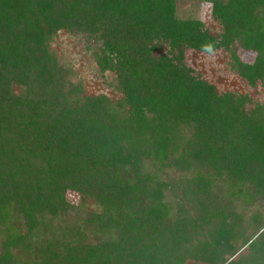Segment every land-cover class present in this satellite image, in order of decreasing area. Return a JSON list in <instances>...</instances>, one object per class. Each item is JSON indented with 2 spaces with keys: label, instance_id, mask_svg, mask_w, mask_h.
<instances>
[{
  "label": "trees",
  "instance_id": "trees-1",
  "mask_svg": "<svg viewBox=\"0 0 264 264\" xmlns=\"http://www.w3.org/2000/svg\"><path fill=\"white\" fill-rule=\"evenodd\" d=\"M204 1L0 0V264H264V0Z\"/></svg>",
  "mask_w": 264,
  "mask_h": 264
},
{
  "label": "rangeland",
  "instance_id": "rangeland-1",
  "mask_svg": "<svg viewBox=\"0 0 264 264\" xmlns=\"http://www.w3.org/2000/svg\"><path fill=\"white\" fill-rule=\"evenodd\" d=\"M177 13L180 17H189L197 16L206 22H210L209 13H210V4L204 0H178ZM55 47L62 53L63 56H66L68 60H71L75 63L79 75L89 83V87H92L96 78V70L92 62L91 57L83 50L79 41L70 36H59L55 41ZM243 61H252L255 57V53L252 51L237 49ZM192 61L198 64V69L202 72L203 75H212L217 74L219 78L217 81L220 82V85L224 88L236 84V76L233 73H230L228 67L225 65L227 61L226 51L219 49L218 51L206 55V54H197L191 53L190 55ZM226 58V59H225ZM233 82L234 84L231 85ZM259 86L251 89L252 94L258 95ZM264 99V98H262Z\"/></svg>",
  "mask_w": 264,
  "mask_h": 264
},
{
  "label": "clouds",
  "instance_id": "clouds-1",
  "mask_svg": "<svg viewBox=\"0 0 264 264\" xmlns=\"http://www.w3.org/2000/svg\"><path fill=\"white\" fill-rule=\"evenodd\" d=\"M205 50L211 52V50H212L211 49V46L210 45L209 46H206Z\"/></svg>",
  "mask_w": 264,
  "mask_h": 264
}]
</instances>
